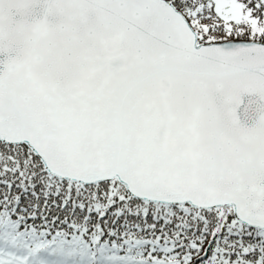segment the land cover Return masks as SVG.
<instances>
[{
  "label": "snow or ice",
  "instance_id": "1",
  "mask_svg": "<svg viewBox=\"0 0 264 264\" xmlns=\"http://www.w3.org/2000/svg\"><path fill=\"white\" fill-rule=\"evenodd\" d=\"M0 264H264V0H0Z\"/></svg>",
  "mask_w": 264,
  "mask_h": 264
}]
</instances>
